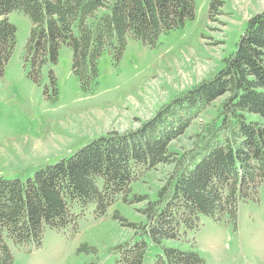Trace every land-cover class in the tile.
Segmentation results:
<instances>
[{
  "label": "trees",
  "instance_id": "16d2710c",
  "mask_svg": "<svg viewBox=\"0 0 264 264\" xmlns=\"http://www.w3.org/2000/svg\"><path fill=\"white\" fill-rule=\"evenodd\" d=\"M222 5L214 0L212 17ZM13 11L30 21L26 57L32 79L67 46L82 90L91 91L106 51L118 61L130 39L156 45L163 33L194 18L196 0H0V72L17 41L8 17ZM218 100L216 114L190 146L172 150V141ZM160 164L171 168L156 197L134 193L133 185ZM263 187L261 12L248 21L217 74L174 96L136 130L96 137L27 180L0 178V264L14 263L13 248L41 247L47 229L77 233L85 211L101 218L119 200L126 207L144 203V218L135 222L119 209L112 214L113 223L133 233L112 247L114 264H145L148 255L151 264H207L197 247L202 217L235 223L240 206L257 200ZM80 249V264L102 261L97 246L85 243Z\"/></svg>",
  "mask_w": 264,
  "mask_h": 264
},
{
  "label": "rangeland",
  "instance_id": "374dc122",
  "mask_svg": "<svg viewBox=\"0 0 264 264\" xmlns=\"http://www.w3.org/2000/svg\"><path fill=\"white\" fill-rule=\"evenodd\" d=\"M219 1L223 5L212 17L214 0H196L194 18L163 33L154 46L130 39L118 61L106 51L98 61V83L91 91L82 90L67 46L60 49L56 63L42 68L38 80L32 79V64L26 57L30 21L22 12H11L8 17L17 27V41L0 72V178L27 180L96 137L136 130L174 96L217 74L248 21L264 12V0ZM220 101L172 141L171 149L188 148L191 137L216 114ZM170 168L155 167L133 185L134 193L155 198ZM143 205L126 207L119 200L101 218H94L88 209L77 233L47 229L38 249L13 248V264H80L85 243L97 246L102 259L97 264H114L112 247L133 233L113 223L111 216L119 209L127 218L141 221ZM201 225L197 247L207 264H264V187L257 200L240 206L235 223L204 216ZM151 258L148 255L145 264H151Z\"/></svg>",
  "mask_w": 264,
  "mask_h": 264
}]
</instances>
